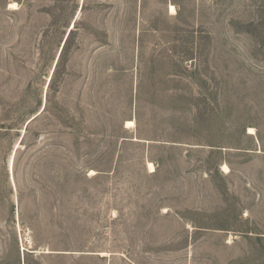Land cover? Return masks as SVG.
<instances>
[{
  "label": "rangeland",
  "instance_id": "obj_1",
  "mask_svg": "<svg viewBox=\"0 0 264 264\" xmlns=\"http://www.w3.org/2000/svg\"><path fill=\"white\" fill-rule=\"evenodd\" d=\"M0 264H264V0H0Z\"/></svg>",
  "mask_w": 264,
  "mask_h": 264
},
{
  "label": "bare ground",
  "instance_id": "obj_2",
  "mask_svg": "<svg viewBox=\"0 0 264 264\" xmlns=\"http://www.w3.org/2000/svg\"><path fill=\"white\" fill-rule=\"evenodd\" d=\"M171 11H172V12H176V9H175L174 6H171ZM128 125H129V126H134V125H135V122H134V121H129V122H128ZM249 133H250L251 135L255 134L254 129H250ZM17 147H18V146H17ZM149 168L153 171V170H154V166H153V164L150 163V164H149ZM225 169H227V167H225Z\"/></svg>",
  "mask_w": 264,
  "mask_h": 264
}]
</instances>
